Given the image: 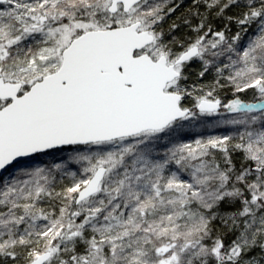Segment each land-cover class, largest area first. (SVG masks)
I'll return each mask as SVG.
<instances>
[{"label":"snow or ice","instance_id":"snow-or-ice-1","mask_svg":"<svg viewBox=\"0 0 264 264\" xmlns=\"http://www.w3.org/2000/svg\"><path fill=\"white\" fill-rule=\"evenodd\" d=\"M0 264H264V0H0Z\"/></svg>","mask_w":264,"mask_h":264},{"label":"rangeland","instance_id":"rangeland-1","mask_svg":"<svg viewBox=\"0 0 264 264\" xmlns=\"http://www.w3.org/2000/svg\"><path fill=\"white\" fill-rule=\"evenodd\" d=\"M185 6H187V5H185ZM183 9H181V11H182ZM177 15H179V12L177 13ZM172 19H174V17L172 18Z\"/></svg>","mask_w":264,"mask_h":264}]
</instances>
